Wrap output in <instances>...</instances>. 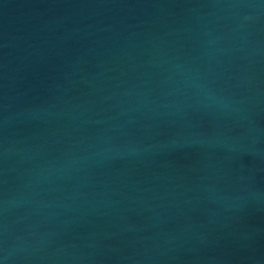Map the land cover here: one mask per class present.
<instances>
[{
	"label": "water",
	"instance_id": "95a60500",
	"mask_svg": "<svg viewBox=\"0 0 264 264\" xmlns=\"http://www.w3.org/2000/svg\"><path fill=\"white\" fill-rule=\"evenodd\" d=\"M0 264H264V0H0Z\"/></svg>",
	"mask_w": 264,
	"mask_h": 264
}]
</instances>
